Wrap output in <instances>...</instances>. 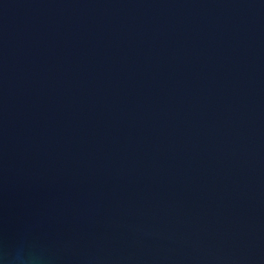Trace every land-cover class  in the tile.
Segmentation results:
<instances>
[{
	"label": "water",
	"instance_id": "water-1",
	"mask_svg": "<svg viewBox=\"0 0 264 264\" xmlns=\"http://www.w3.org/2000/svg\"><path fill=\"white\" fill-rule=\"evenodd\" d=\"M0 264H264V0H0Z\"/></svg>",
	"mask_w": 264,
	"mask_h": 264
}]
</instances>
